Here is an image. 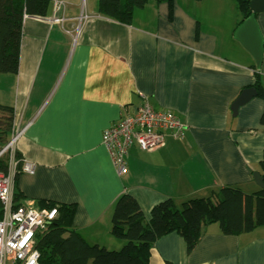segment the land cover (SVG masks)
Returning <instances> with one entry per match:
<instances>
[{"label":"crops","instance_id":"0c3cea01","mask_svg":"<svg viewBox=\"0 0 264 264\" xmlns=\"http://www.w3.org/2000/svg\"><path fill=\"white\" fill-rule=\"evenodd\" d=\"M62 1L56 14L64 23L50 20L53 5L45 17L26 15L19 70L0 76V105L13 109V126L25 128L17 153L36 164L35 173L17 175L18 203L75 204L77 231L116 249L126 242L112 234L124 194L148 220L167 198L181 205L227 185L247 194L261 189L253 172L262 174L264 100L253 97L236 115L231 106L258 72L264 85V58L258 68L234 37L239 19L230 35L217 29L226 4L232 12L230 0H149L129 23L100 13L99 0ZM82 14L90 17L76 37ZM257 19L264 34V13ZM144 96L178 115L184 136L168 133L152 151L134 144L128 172L119 175L102 135ZM150 264H264V225L237 235L207 225L190 251L171 231L154 242Z\"/></svg>","mask_w":264,"mask_h":264},{"label":"trees","instance_id":"16d2710c","mask_svg":"<svg viewBox=\"0 0 264 264\" xmlns=\"http://www.w3.org/2000/svg\"><path fill=\"white\" fill-rule=\"evenodd\" d=\"M148 1L99 0V10L106 16L129 23L135 9L143 7ZM236 1L239 26L252 13L251 0ZM52 5L53 0H0V76L19 70L26 15L45 17ZM252 86L257 89V96L264 100V85L259 72ZM0 109L7 113L1 120L5 126L0 123L1 140L2 135L13 126L14 113L8 106L0 105ZM261 122L264 124V110ZM5 141L6 138L2 142ZM17 157H20L18 153ZM7 165L8 156L0 158V170L7 171ZM260 166L264 177V153ZM15 199H19L17 193ZM38 205L58 207L57 218L39 236L37 247L41 252L42 264H150L154 242L171 231H178L184 237L190 251L199 242L203 228L207 225L218 223L227 235L253 231L264 225V188L247 194L238 186L227 185L213 190L208 197L191 198L181 205L167 198L153 206L148 220L138 201L124 194L115 206L112 234L126 242L121 249L116 250L90 243L77 231L73 226L75 204L41 200Z\"/></svg>","mask_w":264,"mask_h":264},{"label":"built area","instance_id":"2783aa9c","mask_svg":"<svg viewBox=\"0 0 264 264\" xmlns=\"http://www.w3.org/2000/svg\"><path fill=\"white\" fill-rule=\"evenodd\" d=\"M62 0H53L55 9L50 20L64 23L57 11L64 8ZM90 15L82 14L73 32L79 35L82 24ZM71 32V31H70ZM25 128L13 126L11 140L0 150V158L8 156L7 171L0 170V264H42L39 236L45 233L58 216V207H41L36 203H18L15 181L19 172L35 173L36 164L17 157L16 142ZM186 124L170 110H161L144 96L143 103L133 113L122 115L107 127L102 141L119 175L128 172L127 155L136 144L144 151H152L166 143L168 133L183 137ZM23 161V162H22ZM22 162V165H20Z\"/></svg>","mask_w":264,"mask_h":264},{"label":"water","instance_id":"95a60500","mask_svg":"<svg viewBox=\"0 0 264 264\" xmlns=\"http://www.w3.org/2000/svg\"><path fill=\"white\" fill-rule=\"evenodd\" d=\"M250 8L252 11L251 15L237 26L234 37L252 54L257 67L260 68L264 58V34L258 22L257 15L264 13V0H251ZM257 95L258 91L254 86L245 88L231 106L233 114L236 115L240 106ZM253 176L255 182L261 188H264L263 175L259 171H254Z\"/></svg>","mask_w":264,"mask_h":264},{"label":"rangeland","instance_id":"374dc122","mask_svg":"<svg viewBox=\"0 0 264 264\" xmlns=\"http://www.w3.org/2000/svg\"><path fill=\"white\" fill-rule=\"evenodd\" d=\"M218 1V0H217ZM221 2V1H220ZM231 2V14H228L229 11V6L228 4L225 5V8L221 11L220 14H218L217 17V29H221L223 30L225 33H227L228 35H230V25L231 27H234L235 24V20L239 19L238 13V7H237V1L236 0H230ZM237 21V20H236ZM221 52H224L222 49L220 50ZM6 82V81H5ZM1 89V86H0ZM2 95V91L0 90V96ZM3 95H5V93H3ZM7 116V113H3L0 112V123H2V126H5L4 122H1V120H3V117ZM5 135L9 136L10 132H6V134L2 135L1 140H0V150L3 148V146L6 144L5 142H2L5 138ZM5 143V144H4ZM90 243H95V242H91ZM116 250L121 249L119 246H116Z\"/></svg>","mask_w":264,"mask_h":264}]
</instances>
